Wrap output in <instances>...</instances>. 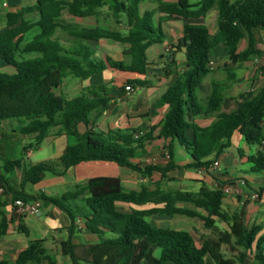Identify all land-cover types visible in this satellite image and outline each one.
Wrapping results in <instances>:
<instances>
[{"label":"trees","instance_id":"1","mask_svg":"<svg viewBox=\"0 0 264 264\" xmlns=\"http://www.w3.org/2000/svg\"><path fill=\"white\" fill-rule=\"evenodd\" d=\"M144 1L37 0L35 19L28 17L22 8L7 13V27L0 34V59L15 72H0V126L5 121L17 122L19 134L33 137L31 147H39L51 134L76 138V143L68 146L56 162L25 169L23 183L35 185L55 167H62L64 173L91 161L112 162L148 178L158 173L161 179L170 180L169 173L178 169L176 143L184 146L190 156L187 168L206 170L232 146L235 133L250 146H264V83L256 91L247 93L243 109L222 112L224 93L236 78L235 68L261 55L256 50L253 30L264 29V0H201L197 4L189 0H154L156 8L142 12ZM104 9L117 24L125 25V32L99 26L79 28L66 24L63 19L65 13L74 18H86L97 16ZM213 9L217 10L214 35L204 24L184 25L183 38L178 45L179 49L186 48L184 68L157 100L156 109L167 107L168 110L160 125L153 126L149 132L142 128L95 129L97 120L110 108L106 86L85 88L73 98L56 93L69 76L87 80L102 75L108 68L136 75L137 78L126 82L132 90L149 85L145 80L150 75L147 52L165 40L161 22L155 23L157 14L199 19ZM59 31L65 32L69 40L63 42ZM100 40L126 45L123 53L130 62L111 57L97 59L88 42ZM242 40L247 41V47L240 51ZM219 45L227 49L229 62L222 65L227 79L222 83L213 82L211 94L203 100L200 88L213 72L210 53ZM259 75H264V68ZM201 117L214 120L202 127L196 123ZM156 131L158 135L154 136ZM157 139L166 142L167 164H140L141 159L149 156L146 146ZM248 161L252 173L264 172V151L258 150ZM21 166L22 160L8 161L4 170L9 172ZM0 186L9 187L8 180L1 174ZM14 197L25 202L52 203L68 214L69 237L61 244V251L73 264H80L73 242L78 232L77 220H82L84 229L98 238V242L89 245L92 264H206L208 257L215 264H245L240 257L224 255L221 236L204 239L198 246L186 230L154 227L148 221L152 215L198 218L206 228L213 230L218 220L227 223L229 235L235 238L237 245L248 251L256 243V259L264 264L262 227L257 225L249 230L243 210L233 214L225 212L222 207L225 195L220 188L203 186L198 192L164 190L161 183H156L154 189L144 185L139 191H129L120 178L99 177L76 185L60 197L30 196L21 191L14 192ZM120 203L153 207L124 212L118 206ZM181 204L192 205L194 209L181 207ZM2 207L4 204L0 201V209ZM12 222L0 210V237L8 232ZM20 229L27 234L24 226ZM0 264H57V261L47 254L42 240H35L16 260H0Z\"/></svg>","mask_w":264,"mask_h":264},{"label":"crops","instance_id":"2","mask_svg":"<svg viewBox=\"0 0 264 264\" xmlns=\"http://www.w3.org/2000/svg\"><path fill=\"white\" fill-rule=\"evenodd\" d=\"M36 1L0 0V34L7 27L8 12L35 6ZM164 1L170 2L172 0ZM189 1L192 4H197L201 0ZM155 8L154 0H145L141 5L142 12ZM33 12L34 16L32 18L35 19L37 17L36 12ZM63 19L66 24L79 28L99 26L120 32L126 30L125 25L117 24L112 19L107 9H104L97 16L86 18H74L65 13ZM216 20L217 10L215 9L211 10L206 17L199 19H184L175 15L157 14L155 23L157 25L161 22L165 40L161 44L152 46L147 52L150 75L145 80L149 82V85L135 87L132 92L125 91L127 80L135 79L137 76L129 73H119L109 68L100 76L83 80V85L77 95L88 87L106 86L105 94L110 97V108L100 117L95 129L100 131L118 129L128 131L142 128L145 132H149L153 126L160 125L168 108L156 109L155 104L184 68L185 47L178 48L180 40L183 38L184 25L204 24L209 28L210 33L214 35L217 32ZM61 33L65 32L59 31L58 36ZM253 34L256 50L261 55L253 61L235 68L236 78L224 93L225 101L222 112H238L243 109L247 93L256 91L264 83V75H259V72L264 68V29L256 28L253 30ZM59 37L62 38L63 42L66 41L64 37ZM88 44L94 49V56L100 60L111 57L116 61H123V52L127 48L124 45L126 47L121 48V53L116 56V54L108 51H102L100 46L111 45V47H114V45L120 46L123 44L109 40L90 41ZM246 47L247 41L242 40L240 51H243ZM156 57L161 58V61L157 64L153 62ZM210 58L212 73L216 74L223 71L225 75L222 76L225 81L227 72L222 65L229 62L227 49L222 45L215 47L210 53ZM174 61L176 65H173ZM2 62L4 61L0 59V72L5 69L12 74L13 71L10 66L1 64ZM77 79L79 78L67 77L59 89L63 88L65 84H68L69 87L76 84ZM123 81L124 84H122ZM209 82V84H206L204 80L200 88V96L203 100H206L211 94L212 84L215 81L211 80ZM77 95L70 96L69 94V97L67 95L65 97L73 98ZM114 117H118L117 121L111 119H114ZM213 120V117H201L196 119V123L202 127H207ZM17 126L18 123L14 121H5L0 126V174L8 180L9 186H0V201L4 204V207L0 210L8 219L13 220L8 232L0 237V260L14 261L17 255L25 250L32 241L42 240L47 254L54 257L57 264H73L70 258L63 255L61 251V244L66 242L69 237L68 227L71 221L68 214L52 203L38 200L30 201L39 206L38 213L20 215L15 206L14 192L21 191L30 196L43 194L49 198L60 197L76 185L99 177L120 178L124 188L129 191H139L144 185H150L151 189H154L156 183H161L164 190L198 192L203 186L220 188L225 195L222 205L223 210L231 214L243 210L246 227L250 230L259 225L262 227L260 235L264 234V172L252 173V165L248 161V157L258 150L264 151V146H250L239 133L234 134L232 146L219 157V167L215 170L187 168V164L191 160L190 156L184 146L176 143L174 151L178 169L169 173V177L172 178L170 180L161 179L158 173L148 178L130 169L119 167L112 162L91 161L80 163L64 173L62 167H55L54 171L45 173L42 181L34 185L22 182L23 171L36 164L56 162L68 146L76 143V138L68 135L51 134L45 138L39 147H31L33 137L19 134ZM81 129L84 132V128ZM157 135L158 131L154 133V136ZM189 135L192 136L191 133ZM165 145L166 142L163 139H157L147 145L146 151L149 156L141 159L140 164L166 165L169 157ZM14 160H22V168L6 172L4 170L5 164ZM77 203L81 204V200ZM118 206L124 212H130L132 208L150 209L153 207V205L139 207L126 203H120ZM181 207L194 209L192 205L188 204H181ZM148 221L157 228L186 230L193 235L198 246L202 244L204 239L221 236L223 240L222 251L227 258L240 257L245 264H260L256 259L258 252L256 243L248 251L237 245L235 238L229 235V225L220 220L216 222L215 230L206 228L198 218L182 215L173 217L152 215L148 217ZM20 226H24L27 234L20 229ZM76 227L78 232L74 235L73 242L76 245V255L79 263L92 264L88 255L89 245L98 242V238L84 229L82 220H77ZM208 259L211 258L208 257ZM211 263L215 264L213 260Z\"/></svg>","mask_w":264,"mask_h":264},{"label":"rangeland","instance_id":"3","mask_svg":"<svg viewBox=\"0 0 264 264\" xmlns=\"http://www.w3.org/2000/svg\"><path fill=\"white\" fill-rule=\"evenodd\" d=\"M23 10H24V12L26 13V15L28 17H32V16H34V12L33 11H35V6H28L26 9H23ZM59 36L64 37V39L67 40V41L69 40L68 35L65 34V33H61ZM100 47H101L102 51H104V52L108 51V52L116 54V56H118L117 54L121 53L120 52L121 48H123V47L125 48L126 46H124V45H120V46L114 45V47H111V45H106V46L101 45ZM122 58H123V61L125 63L128 64L130 62V58L128 56H125L123 54ZM160 61H161V58L160 57H156L153 62L157 64ZM1 64H7V63L2 62ZM6 66H10V65L7 64ZM10 68L12 69V71L14 73L15 69L12 66H10ZM1 72L10 74V72H7L5 69L2 70ZM222 75H225V73H223V71L221 73H216V74L212 73L211 75H209L205 79V83L209 84L210 83L209 81H211V80L215 81V82H221L222 83L224 81V78H223ZM76 82H77L76 84H72L70 87H69L68 84H65V86L63 88L56 90V93L61 95V96H63V97H65L66 95H67V97H69V94H70V96L77 95L79 93L78 91L80 90V88L83 85V80L77 79ZM124 83L125 82L123 81L122 84H124ZM130 92H132V91H130ZM99 119L97 120L96 125H97V123H99V121H100ZM111 119L114 120V121H117L118 117H114V119L113 118H111ZM211 262H212L211 259L206 258V264H212Z\"/></svg>","mask_w":264,"mask_h":264},{"label":"built area","instance_id":"4","mask_svg":"<svg viewBox=\"0 0 264 264\" xmlns=\"http://www.w3.org/2000/svg\"><path fill=\"white\" fill-rule=\"evenodd\" d=\"M4 5H6L4 3ZM125 90L126 91H132V88H130L129 86H125ZM219 167V161L216 160L214 161V163L212 164L210 170H215ZM15 206L17 207L18 209V213L20 215H24V214H27V213H33V214H36L39 212V206L35 203H32V202H25L21 199H18L15 201Z\"/></svg>","mask_w":264,"mask_h":264},{"label":"water","instance_id":"5","mask_svg":"<svg viewBox=\"0 0 264 264\" xmlns=\"http://www.w3.org/2000/svg\"><path fill=\"white\" fill-rule=\"evenodd\" d=\"M188 43H190V41H188ZM184 50L186 51V48H184Z\"/></svg>","mask_w":264,"mask_h":264}]
</instances>
